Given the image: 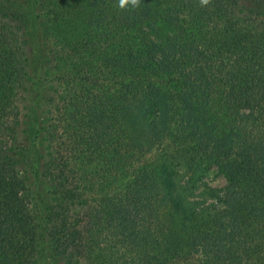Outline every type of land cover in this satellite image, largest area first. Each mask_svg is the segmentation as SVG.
I'll use <instances>...</instances> for the list:
<instances>
[{
    "label": "trees",
    "instance_id": "obj_1",
    "mask_svg": "<svg viewBox=\"0 0 264 264\" xmlns=\"http://www.w3.org/2000/svg\"><path fill=\"white\" fill-rule=\"evenodd\" d=\"M118 5L0 0V264H264V0Z\"/></svg>",
    "mask_w": 264,
    "mask_h": 264
},
{
    "label": "clouds",
    "instance_id": "obj_2",
    "mask_svg": "<svg viewBox=\"0 0 264 264\" xmlns=\"http://www.w3.org/2000/svg\"><path fill=\"white\" fill-rule=\"evenodd\" d=\"M212 3V0H199L201 7H207ZM140 5V0H119V8L124 10L128 7L131 9H137Z\"/></svg>",
    "mask_w": 264,
    "mask_h": 264
},
{
    "label": "rangeland",
    "instance_id": "obj_3",
    "mask_svg": "<svg viewBox=\"0 0 264 264\" xmlns=\"http://www.w3.org/2000/svg\"><path fill=\"white\" fill-rule=\"evenodd\" d=\"M206 179L209 185L213 187H219L223 184V180L219 176L215 175L214 172H210L206 177Z\"/></svg>",
    "mask_w": 264,
    "mask_h": 264
}]
</instances>
